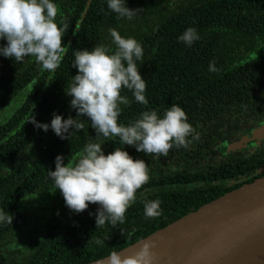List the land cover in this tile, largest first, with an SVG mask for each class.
<instances>
[{
	"label": "trees",
	"instance_id": "obj_1",
	"mask_svg": "<svg viewBox=\"0 0 264 264\" xmlns=\"http://www.w3.org/2000/svg\"><path fill=\"white\" fill-rule=\"evenodd\" d=\"M54 2L57 21L68 24L61 42L69 51L59 67L50 72L34 57L19 63L0 56V209L12 216L10 224L0 223V264H88L197 210L213 199H201L191 188L179 199L176 193L183 189L174 185L196 186L195 178L207 167L206 154L225 141L235 119L264 108V0H126L128 8L140 9L131 20L117 19L105 0ZM189 26L201 39L186 48L176 37ZM108 28L134 37L143 49L137 65L148 104L135 102L122 89L130 104L120 105L118 122L128 123L145 107L160 113L177 104L198 139L156 159L121 145L118 138L105 140L101 146L105 154L122 147L133 159L145 161L149 180L137 191L148 199L158 198L160 214L145 217L138 196L122 224L95 227L97 205L89 204L80 213L70 211L46 178L57 154L65 163L74 160L84 142L95 136L87 118L81 116L84 128L63 140L50 128H34L28 119L33 115L48 123L53 112L62 119L76 117L64 91L76 73L70 63L72 49L111 46ZM212 58L216 72L208 71Z\"/></svg>",
	"mask_w": 264,
	"mask_h": 264
},
{
	"label": "clouds",
	"instance_id": "obj_2",
	"mask_svg": "<svg viewBox=\"0 0 264 264\" xmlns=\"http://www.w3.org/2000/svg\"><path fill=\"white\" fill-rule=\"evenodd\" d=\"M107 9L119 18L133 19L140 9H130L126 0H105ZM57 4L54 0H0V56L23 63L34 57L39 67L54 71L59 67L69 46L61 42L68 24L57 21ZM155 31V29H154ZM111 46L95 44L92 48L72 49L71 66L76 73L71 76L65 94L70 96L69 107L76 117L53 112L48 123L28 119L43 131L49 128L60 139L84 128L81 116L87 118L95 136L84 142L74 160L67 163L57 154L54 169L47 170L46 178L53 190L58 189L65 206L80 213L89 204H96L95 227L105 223L115 226L124 222V213L138 196L142 200L143 215L147 218L160 214V201L148 199L145 192H138L149 180V169L144 160L128 154L122 147H114L105 154L104 141L118 138L121 145L132 146L136 152L151 154L153 159L167 156L172 147L187 148L198 134L187 122L182 108L171 104L162 112L145 107L128 123L118 122L120 105L130 101L121 91L131 93L132 99L147 105L146 83L138 71L141 61V43L132 36H121L114 28L107 29ZM186 48L201 39L195 27L189 26L176 37ZM114 46V47H112ZM208 71L216 72L215 58L208 62ZM92 216L93 213L89 212ZM12 216L0 209V223L10 224ZM99 239L96 243H101ZM146 247L134 257L119 259L112 255V264H139L146 255Z\"/></svg>",
	"mask_w": 264,
	"mask_h": 264
},
{
	"label": "water",
	"instance_id": "obj_3",
	"mask_svg": "<svg viewBox=\"0 0 264 264\" xmlns=\"http://www.w3.org/2000/svg\"><path fill=\"white\" fill-rule=\"evenodd\" d=\"M145 246L139 264H264V175L88 264H112V255L134 257Z\"/></svg>",
	"mask_w": 264,
	"mask_h": 264
},
{
	"label": "flooded vegetation",
	"instance_id": "obj_4",
	"mask_svg": "<svg viewBox=\"0 0 264 264\" xmlns=\"http://www.w3.org/2000/svg\"><path fill=\"white\" fill-rule=\"evenodd\" d=\"M264 125V108L235 119L228 137L206 156L207 167L197 176L194 185L176 184L179 199L191 188L201 199H214L220 192L233 191L264 175V132L254 133ZM205 163V161H204ZM204 193H207L204 195ZM227 193V192H225ZM223 193V194H225Z\"/></svg>",
	"mask_w": 264,
	"mask_h": 264
},
{
	"label": "rangeland",
	"instance_id": "obj_5",
	"mask_svg": "<svg viewBox=\"0 0 264 264\" xmlns=\"http://www.w3.org/2000/svg\"><path fill=\"white\" fill-rule=\"evenodd\" d=\"M32 224H33L32 226H35V221H33Z\"/></svg>",
	"mask_w": 264,
	"mask_h": 264
}]
</instances>
